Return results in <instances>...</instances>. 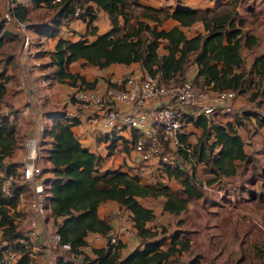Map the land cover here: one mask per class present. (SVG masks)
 <instances>
[{"label": "trees", "instance_id": "1", "mask_svg": "<svg viewBox=\"0 0 264 264\" xmlns=\"http://www.w3.org/2000/svg\"><path fill=\"white\" fill-rule=\"evenodd\" d=\"M174 1L178 2L175 7L157 9L142 5L138 0H61L54 6L49 5V0H31L32 7L45 4L52 9L48 22L32 25L31 28L39 36L53 38L58 35L63 21L80 20L85 24V33L77 41H57L46 64L54 69L52 75L59 82L69 84L70 87L94 89L97 82H87L80 74L69 72V65L79 60L84 61L81 67L93 66L100 70L113 64L128 66L136 63L143 74L165 84L188 80L185 79V73L194 65L196 72L189 81L196 87L212 92L232 90L236 94L244 92L247 78L253 72L263 75V56L257 57L249 70L244 68L241 50H252L257 46L258 39L242 30V21L234 9L220 5L194 9L180 4V0ZM75 3L84 10L76 17L73 15ZM98 12H104L109 20L110 29L103 34H97L95 21ZM29 15L30 7L17 3L12 11V20L26 23L28 27ZM168 19L177 22V25L164 30L161 27ZM198 22L203 24V33L187 37L183 29ZM4 24L5 19H2L0 48L5 40H17L15 34L4 30ZM88 36L95 38L89 41ZM160 47L166 54H158ZM10 60L12 58L7 56L5 65ZM9 78L4 70L0 71V100L4 97ZM108 85L115 86L110 83ZM258 96L255 93L251 99ZM244 113L242 110V114L237 116ZM245 115L258 118L256 113L246 112ZM46 116L51 125L44 127L43 139L39 145L43 156L38 159L39 165L42 162L41 182L44 186L46 220L60 235L61 241L69 243L72 251L81 256L78 264L83 261L90 264H178L177 258L183 251L189 250V242L181 239L179 232L169 233L167 236L168 230L163 226L148 227L147 224L154 220L155 215L139 199H156L161 196L164 198L163 211L177 216L186 210L190 200L202 197L192 174L193 167L186 162L189 158L187 135L180 136L182 146L174 151L180 165L163 167L167 177L175 179L182 187L180 192L172 194L167 186L159 185L158 189L156 186L141 184L136 176L128 172L102 171V157L84 148L73 133L72 128L81 123L78 116H70L65 111ZM189 121L200 127L203 134V139L193 149V155L204 162L206 173L213 177H230L237 173V168L240 169L242 164L251 162L250 156L244 151L243 141L230 123L222 126L203 116ZM258 121L264 123L263 118H258ZM110 135H114V132L106 133L101 138ZM117 140L118 137L112 136L107 146L108 155L115 150ZM20 148L21 138L18 137L17 130L6 116L1 115V173L6 176L14 174L21 166L10 160L15 149ZM25 188V185L13 184L11 196L7 197L0 185V229L5 243L0 247V264H38V260H30V242L25 233L17 229L13 217L8 213L10 209H16L19 196L24 193ZM247 196L256 199L254 192L250 191ZM109 201L129 212L139 244L122 257L124 243L119 241L113 246L106 242L103 247L93 248V257L90 258L80 248L86 245V238L90 234L105 235L112 228L109 214L102 218L98 215L99 207ZM168 238L169 244L163 249ZM7 251L19 254L15 262H9L5 258ZM198 259L199 255H195L190 263L198 264ZM57 264L76 263L60 259Z\"/></svg>", "mask_w": 264, "mask_h": 264}, {"label": "crops", "instance_id": "2", "mask_svg": "<svg viewBox=\"0 0 264 264\" xmlns=\"http://www.w3.org/2000/svg\"><path fill=\"white\" fill-rule=\"evenodd\" d=\"M138 2L142 5L157 9L175 7L178 4V2L174 0H138ZM17 3L30 7V12L33 8H35L32 7L31 0H29V2L27 0H17ZM180 4L194 9L213 8L217 5H220V7L234 9L238 13V18L242 21V30L249 32L251 35L255 36L258 39L257 46H255L252 50H247L246 48H242L241 50L244 68L246 70H249L257 57L263 56L264 59V0H180ZM38 8L44 9L45 11L49 12V17L47 16L45 20H29L27 22L29 26L26 27V30L22 31L23 34L19 32L18 28L16 29V32L11 31L10 29H6V27L4 28L5 31H10L15 34L17 36V40H5L3 46L0 48V71L4 70L5 75L10 77L8 82L6 83V92L4 94V97L2 100H0V115L6 116L14 125L15 129L17 130L18 137L21 138V146L25 137L36 133L35 127L37 124H42L44 125V127L47 125H51V121L46 118L47 114L65 111L68 115H76L81 120V123L78 126L72 128L73 133L84 148H87L90 152L96 153L102 157L101 170H120L128 172L130 175L136 176L141 183V179L137 174H133L130 170L127 171L126 169H124L123 167H119L118 165L112 167L110 163V158L115 155L114 153L117 152L116 150L117 148H119L118 143L121 142L123 144L122 146L124 151L120 154L121 161L124 159L129 167H136L135 164H130L129 162L130 160H134V158L136 159V163L137 161L140 162L133 149V142L137 138V133L127 127H121L119 128L117 133L114 132V135L101 138L106 133H110L103 129L101 122L102 120H100L99 117L94 119V116H90L89 114H87L88 110L85 107L78 106L71 102V96L69 97V95L72 91V87H70L69 84L59 82L58 79L52 75L54 69L46 66V64L49 62L50 54L53 53L55 49L57 41L59 39L77 41L80 38V35H83L85 33V24L80 20H73L71 22L63 21L59 26V33L55 37L45 38L39 36L35 32L36 30L31 28V26L48 22L52 15V9H50L45 4H41V7L39 6ZM15 23L17 22H15V20H12L11 24ZM95 25L97 27V34H103L110 29L108 17L104 12H98ZM176 25L177 22L168 19L163 23L161 28H163L164 30H169ZM183 31L187 37H192L197 33H203V24L200 22L195 23L190 28H184ZM24 35H27L30 39V47L28 48V51L23 48ZM94 38L95 37L88 36L89 41L94 40ZM33 40H35V42ZM34 43L35 51H33L32 46ZM9 44H13L14 49L11 52L4 51V53H1V50ZM246 52L248 53L245 54ZM158 54L164 55L166 54V51L162 47H160L158 49ZM32 55L34 56L32 57ZM7 56L11 57L12 60H10V62L5 65V59ZM83 62V60H79L71 63L69 65V72L72 74H80L85 78L87 82H93L94 80H97L94 90L98 93H102L104 88L109 83L116 85L124 75H136L142 77L146 76L141 71L140 66L136 63L130 64L128 66L113 64L105 69L100 70L93 66L81 67V64ZM25 68L27 69L26 74L23 71ZM195 72L196 67L194 65L190 66L185 73V79L192 80ZM106 74H110L111 77L109 78V81L103 83L101 77H105ZM263 90L264 71L263 75L260 76L253 72L247 78L244 92L237 94V97L234 101V104L236 103L242 106L252 107L253 109L245 111L242 116L221 115L210 119H212L214 123L222 126H226V124L230 123L234 131L239 135L244 143L241 132H243L244 129L243 124L245 119H250L251 122H255V119L257 121L255 125L257 127H260L261 129L264 128V123H259L258 121V118L261 119V117L259 113H257L261 102V99H259L260 95L264 94ZM255 93H258L259 96L252 100L251 97ZM258 99L260 101H258ZM75 109L81 111L75 113ZM85 112L86 115H84ZM246 112L256 113L258 115V118L254 116H246ZM239 121H241V125H239ZM186 125V139L189 146L187 148L189 158L186 162L190 163H187V166L189 164L190 167H193L192 174L194 175L197 185L200 188V184L202 183V181H200L198 178L199 176L197 170L199 167L205 168V164L203 161H200L195 155H193L194 147L191 146L193 144L191 142L192 139L190 134H196L197 131L201 132V128L196 127L194 125V122H189ZM112 136L118 137V140L115 150L112 154L108 155L107 146L109 145ZM41 139H43V137H41ZM244 151L246 152V154H249L248 150L246 149L245 143ZM20 158L22 161V148L15 149L10 160L19 162ZM144 163H149L152 166L158 167V170L162 174V176L166 179L169 178L163 171L164 165L160 163L157 164L156 160H149ZM234 163L238 164V161H235ZM181 165L184 166L183 164ZM19 168H17L16 172L14 173L16 174V176H18V174L20 173ZM190 169L191 168H189V171ZM238 173V168L237 173L230 177H213L211 174L207 173L209 176L214 178V180H209L211 182L207 181V184L215 189H223V181L235 178L234 176L238 175ZM2 176L6 177V174L0 172V177ZM215 182H217V184ZM238 184L239 185L236 184V186L231 187L226 186L225 190H217L215 193H212L213 196H210L212 199L204 196V192L201 187L202 197L200 199L190 200L187 204L186 210L181 212L177 216L163 211V197H160L161 202H158V204L154 205V207L151 206V204L145 202V200H147L148 202V199H151L150 197L139 199V201L144 207L149 208L154 212L155 218L152 222L147 224L148 227L159 228L163 226L168 230L167 236H169V233L173 234L175 232H179V237L189 242V250L183 251L181 255L178 256V264H191L190 261L195 255H199L198 264H264V243L261 239L260 233L257 234L256 230H254L255 236L251 239L248 248H245L244 251L240 250L238 252L239 255H236L232 262L228 261L225 258L220 260H213L214 258L216 259L219 253L215 252L216 249L214 244L216 243V239L214 238L215 234H212L211 231L214 229L222 230L223 226L227 228L229 223L221 222L219 217L210 220L211 217H214L218 214L221 215L225 210L227 212H230V210H233L232 212H236L240 207L244 208L246 207L245 204H248V201H245V199H249V197L247 196V193H243L241 196V192L239 189L241 183ZM178 185L179 189L176 191V193L180 192L182 188L179 183ZM213 185L218 186L214 187ZM29 199L30 192H28L27 194L22 193L19 196V202L16 209L9 210L10 212H14V219L16 218V216H19V213L22 215V217H24L25 219L27 217L28 219V207L26 205ZM226 199L231 200V204L233 205V207H235V209H232L230 206H228V204L222 203ZM105 204L114 205V207L116 208V212H118L120 209L115 202H105L98 209V215L101 218L107 214L103 206ZM24 205L25 210L21 209ZM115 211L110 210L111 213H116ZM120 211L127 215V217L130 219L129 212L123 209H120ZM119 221L120 222H118L117 219H113L111 222L112 228H117L123 220L119 219ZM234 226L237 227L238 224L235 223ZM93 235L94 234H90L87 237V244L90 245ZM169 241L170 239L168 238L162 246L163 249L168 246ZM121 242L125 244V247L121 250L122 257H125L127 254H129L139 244V240L135 237V234L133 236H124L121 239ZM243 243H245V241ZM243 243L241 242L240 245L244 248L245 244ZM4 244L5 243L2 242L1 245ZM89 245L84 248L83 253L92 258V248H90ZM104 245V241H101L97 246H94L93 248H100ZM216 246H218V249L220 248L219 244H216ZM39 256L40 257L37 258L38 264H45L47 255L43 252L40 253Z\"/></svg>", "mask_w": 264, "mask_h": 264}, {"label": "built area", "instance_id": "3", "mask_svg": "<svg viewBox=\"0 0 264 264\" xmlns=\"http://www.w3.org/2000/svg\"><path fill=\"white\" fill-rule=\"evenodd\" d=\"M60 1L49 0V5L54 6ZM16 6L17 0H4L6 24L12 20V11ZM83 11V8L75 3L73 15L79 16ZM18 26L25 28L23 23H18ZM29 47L30 39L24 35L23 48L28 51ZM23 71L26 74L27 69ZM71 92L73 103L85 107L90 116L99 117L103 129L107 132L121 127L134 130L137 138L133 142V149L140 161L156 160L168 167L180 165V160L174 159L171 151H176L182 146L180 136L186 134V124L189 120H196L199 116L213 118L242 114V110L234 106L237 97L235 91L203 90L189 80L165 84L149 76L128 75L120 79L115 86L108 87L104 93L84 86L72 87ZM35 130V134L25 137L22 142L23 159L20 173L18 176L12 173L0 177L1 190L9 197L12 185L22 184L30 192L27 203L28 219L26 217L23 223L25 230L21 231L30 242L28 256L31 261H36L40 253L44 252L47 255L45 264H57L60 259L78 264L81 256L72 251L69 243L61 241L60 235L46 220L44 186L41 182V166L38 164L44 125L37 124ZM114 214L111 216L117 219ZM134 234L131 219L128 224L121 221L117 228H111L105 235L94 234L90 245L86 241L80 251L83 253L88 245L93 249L101 241L114 246L124 236ZM18 257L19 254L12 251H7L5 256L9 262H15ZM80 264L90 263L83 261Z\"/></svg>", "mask_w": 264, "mask_h": 264}, {"label": "rangeland", "instance_id": "4", "mask_svg": "<svg viewBox=\"0 0 264 264\" xmlns=\"http://www.w3.org/2000/svg\"><path fill=\"white\" fill-rule=\"evenodd\" d=\"M29 2V0H27ZM4 14H5V9H4V1L0 0V21H2V19H4ZM49 12L45 11L44 9H40L38 7H35L31 10L30 12V16H29V20H33V19H37V20H45V18L48 16ZM49 17V16H48ZM4 26L6 27V29H10L11 31L16 32V29L18 28L19 32L23 34L22 30H26V26L25 28H21L20 26H18V23L15 24H11L10 22H8V24H4ZM35 42V40H33ZM32 44V43H31ZM33 46V51L34 47H35V43L32 45ZM14 49V45L13 44H9L8 46H6L5 48H3L1 50V53L4 51L6 52H11ZM248 52H246L245 54H247ZM34 55H32L33 57ZM191 74V73H190ZM127 75H124L122 78H124ZM111 77L110 74H106L105 77H101V80L103 83L109 81V78ZM108 85L104 88L103 93L106 91V89H108ZM263 87V86H262ZM264 91V90H263ZM72 95V92L70 93L69 97ZM261 102H260V107L257 110V113H259L261 119H264V94L260 95ZM258 99V101H260ZM71 102H73L71 100ZM234 106L236 108H239L243 111H247V110H252V107H246V106H242L240 104H234ZM81 110L75 109V113L80 112ZM87 114H90V112H88ZM84 115H86V112L84 113ZM94 116V115H92ZM97 118V116H94V119ZM244 119V118H243ZM255 122H251L250 119H245L244 120V129L243 132H241V136L243 137L246 149L249 152V156L251 159V162H249L248 164H242L240 169H239V173L238 175L234 176L235 178L232 179H227L225 181H223L222 183V187L221 188H212L209 184H207V181L214 179L211 176H209L206 173L205 168L203 167H199L197 172H198V178L200 181H202V183L200 184V190L202 187V190L204 192V196H207L209 199H212L210 196H213L212 193H215L217 190H225L226 186H236L239 185L238 183H241L239 186L240 192H241V196L243 193H247V195L249 194V192L251 191V193H255V197L256 199L253 200V198H249V199H245V201H248V204H245L246 207H240L239 210H237L236 212H232L233 210H230V212H227L226 210L223 211V213L221 215H216L214 217H211L210 220H213L217 217L220 218L221 222H228V227L225 228V226L222 227V230H218V229H214L211 231L212 234H215L214 238L216 239V243L215 245V252L219 253L216 257V259L214 258L213 260H220V259H227L228 261L232 262L234 257H236V255H239L238 252L240 250L244 251L245 248H248V245L251 241L252 238H254V230L257 231V234L260 233L261 239L264 243V128L261 129L260 127H257L255 125V123H257V121L254 119ZM119 129H116L115 133H117ZM191 142L194 148L197 147V144L200 140L203 139V134L200 131H197L196 134L191 133ZM206 141V140H205ZM118 147L117 148V152H115L113 155V157L110 158V163L111 166H116L118 165L119 167H123L124 169H126L127 171L130 170L133 174H137L140 179H141V183L142 184H150V185H154L156 186L158 189L159 185H165L168 188L169 192L172 193H176V191L179 189V185L178 183L173 180V179H169V178H165L162 176V174L159 172L158 167L156 166H152L149 163H144V162H139L137 161L136 163V159L134 158V160H130V164H135L136 167H129L125 160L123 159L121 161V152L123 151V144L121 142L118 143ZM23 152V149H22ZM39 153H40V157L43 156L42 151L40 150L39 147ZM171 154L173 155L174 159L179 160V158L175 155L174 151H171ZM21 158L19 159V162L21 164ZM117 162V164H116ZM42 163V162H41ZM40 163V165H42ZM122 163V164H120ZM158 164V162H157ZM217 184V182H215ZM212 185V184H211ZM214 186V185H213ZM218 186V185H216ZM214 186V187H216ZM201 190V191H202ZM29 192V190L27 188L24 189V193L27 194ZM239 192V191H238ZM261 195V199H259V196ZM161 197V196H160ZM151 198L147 200H145L146 203L151 204V206L154 207V205L158 204V202H161V198ZM228 202H227V201ZM225 201H223L222 203L228 204V206H230L232 209H235V207H233V205L231 204V200L230 199H226ZM230 201V202H229ZM27 203V202H26ZM26 205V204H25ZM25 205L21 208L23 210H25ZM232 205V206H231ZM27 206V205H26ZM104 206V210L106 211L107 214L110 215V218L113 220V217L111 216L112 213L110 212V210H116V208L114 207V205L112 204H105ZM238 206V205H237ZM157 207V206H156ZM109 209V210H108ZM116 212V211H115ZM105 213V214H106ZM9 214L14 217V212L13 211H9ZM21 217H17L13 220L15 221L17 228L19 230H25V228L23 227V223L25 221V218L22 217V215L19 213L18 214ZM26 215V214H24ZM114 217L117 218V220L121 219L123 220L124 223L129 222V219L127 217V215H125L123 212L119 211L116 212L114 214ZM237 223L238 226L235 227L234 224ZM2 230L0 229V245L2 244ZM259 236V235H258ZM213 241V240H212ZM241 241L242 243L245 241V246L244 248L241 247ZM216 244L220 245V248L218 249V246H216ZM2 246V245H1ZM0 246V247H1ZM88 256V255H87Z\"/></svg>", "mask_w": 264, "mask_h": 264}]
</instances>
